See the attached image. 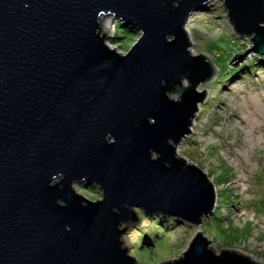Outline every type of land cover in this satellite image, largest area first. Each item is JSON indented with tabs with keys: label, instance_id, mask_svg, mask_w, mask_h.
Wrapping results in <instances>:
<instances>
[{
	"label": "water",
	"instance_id": "obj_1",
	"mask_svg": "<svg viewBox=\"0 0 264 264\" xmlns=\"http://www.w3.org/2000/svg\"><path fill=\"white\" fill-rule=\"evenodd\" d=\"M213 1L0 0V264H137L122 242L137 208L197 228L215 213L216 185L178 153L221 69L186 29ZM219 1L252 41L230 64L264 58V0ZM108 16L141 32L128 54L106 43ZM211 245L198 231L161 264H261Z\"/></svg>",
	"mask_w": 264,
	"mask_h": 264
},
{
	"label": "rangeland",
	"instance_id": "obj_2",
	"mask_svg": "<svg viewBox=\"0 0 264 264\" xmlns=\"http://www.w3.org/2000/svg\"><path fill=\"white\" fill-rule=\"evenodd\" d=\"M126 25L113 16L101 22L102 33L108 34L106 43L122 54H128L142 37ZM186 27L192 54L207 55L221 69L199 86V91L207 89L208 94L199 104L192 134L179 145L178 153L208 173L216 185V211L221 219L215 225L204 223L202 228L180 220L165 230L161 220L153 226L150 223L170 215L148 217L137 208L141 221L123 235V247H128V255L137 264H161L182 256L197 232L203 231L217 253L235 250L264 264V62L253 66L260 58L253 55L237 66L230 64L252 41L234 32L219 0L194 13ZM243 67L247 69L244 76L234 75ZM171 97L178 99L179 95ZM90 185L95 184L84 182L74 188L91 201L102 199L98 186ZM149 226L158 236L153 243L142 245L143 231Z\"/></svg>",
	"mask_w": 264,
	"mask_h": 264
},
{
	"label": "trees",
	"instance_id": "obj_3",
	"mask_svg": "<svg viewBox=\"0 0 264 264\" xmlns=\"http://www.w3.org/2000/svg\"><path fill=\"white\" fill-rule=\"evenodd\" d=\"M121 26H124V25L120 24V28H121ZM126 27L128 29H131V27L128 25H126ZM257 61H259L263 64L264 58L256 59L255 62L253 63L254 64L253 66H257L260 64V63H257ZM246 70L247 69L245 67L240 68L237 71H235L234 75L239 74V76H244L246 74ZM89 187L92 188V187H95V185H90ZM219 215H220V213H217V211H215V213L211 217H209L205 220V224H208V225L214 224L215 225V224L219 223L220 219H221V217ZM157 220H159V221L161 220L162 221L161 223H164L163 228L165 230H166V228H169V226H171L175 223H180V219L176 218L175 216H171L169 218L158 217L155 221H151L150 224H152V226H153L157 222ZM152 226L146 227L145 231H143V236L141 239L142 245L149 244V242L153 243L155 241L156 237L158 236V235L153 234L154 231H152ZM156 226H157V224H156Z\"/></svg>",
	"mask_w": 264,
	"mask_h": 264
},
{
	"label": "bare ground",
	"instance_id": "obj_4",
	"mask_svg": "<svg viewBox=\"0 0 264 264\" xmlns=\"http://www.w3.org/2000/svg\"><path fill=\"white\" fill-rule=\"evenodd\" d=\"M104 19H105V17H102V18H101V22H102ZM102 24H103V23H102ZM186 25H187V24H186ZM102 26H104V25H102ZM186 28H187V27H186Z\"/></svg>",
	"mask_w": 264,
	"mask_h": 264
}]
</instances>
